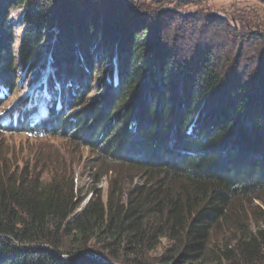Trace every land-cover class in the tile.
Returning a JSON list of instances; mask_svg holds the SVG:
<instances>
[{
    "label": "trees",
    "instance_id": "16d2710c",
    "mask_svg": "<svg viewBox=\"0 0 264 264\" xmlns=\"http://www.w3.org/2000/svg\"><path fill=\"white\" fill-rule=\"evenodd\" d=\"M25 3L21 0L19 5ZM9 4L10 0H0V109L8 93L15 91L18 79L12 49L14 33L7 25ZM56 8L48 10L50 15ZM37 9L39 6L27 15L29 26L19 47L22 60L38 56L45 22L57 20ZM72 14L68 11V16H61V37L67 42L56 44L54 55L50 54L52 69L43 75L39 74L43 69L34 65L35 72L31 71V76L41 78L38 83L47 76L43 84L49 108L36 114L34 120L50 133L39 131L42 136H58L70 130L76 139L86 141L85 145L94 144L97 150L148 174L149 179L123 207L99 201L69 220L72 200H67L59 187L50 185L42 196L34 187H40L38 181L28 180L29 172L20 176L12 173L9 160L0 155V264H64L55 255L64 221L65 234L78 245L67 264L80 257L92 262L86 254L90 250L87 244L96 237L107 241L103 248L124 264H134L136 260L130 255L137 257L144 247L153 249L162 237L170 241L163 260L171 258L169 264L255 261L258 249L264 247V230L257 236L233 237L236 241L230 250L224 249L222 258H204L212 238L223 233L221 222L227 220L234 196L264 189V93H251L242 81L235 90L224 89L227 86H221L222 79L213 74L208 61L204 62V73L196 70L192 76L179 69L173 74L172 54L166 55L154 44L147 54L148 46L141 45L149 38L145 34L151 27L129 35V19L125 22L123 12L108 16L107 24L101 20L99 26L97 17ZM103 24L99 44L107 56L97 62H109L107 68L98 69L90 66L95 62L93 56L90 60L88 49ZM123 43L126 55L116 52ZM152 52L156 56L152 57ZM93 73L104 77L95 103L84 115L75 113L61 119L63 110L81 103ZM262 85L264 89V81ZM18 108L15 115L31 124L33 113L23 111L22 105ZM83 119L91 123H83ZM2 130L16 132L12 128ZM123 144L132 155L143 154L135 151V146L141 145L156 154L148 160L136 159ZM173 145L174 150L170 148ZM233 224L236 227L237 221ZM16 245L33 248L22 251Z\"/></svg>",
    "mask_w": 264,
    "mask_h": 264
},
{
    "label": "rangeland",
    "instance_id": "374dc122",
    "mask_svg": "<svg viewBox=\"0 0 264 264\" xmlns=\"http://www.w3.org/2000/svg\"><path fill=\"white\" fill-rule=\"evenodd\" d=\"M20 1L10 0V4L6 6L9 15L7 25L12 27L14 33L12 49L15 54L18 79L15 91L0 109L2 119L9 118V111L16 110L10 108L20 106L22 103H25L27 107L26 112L33 113L30 119L32 121L36 114L48 111L49 107L46 103L49 97L43 84L47 76L38 83L41 78L31 76V71L35 65L37 69H43L39 74L47 75L54 66L50 54L54 55L56 44L67 42L64 37H61L60 19L62 15L68 16V11H72L75 17L86 15V13L91 18L97 17L98 26L101 20L107 24L110 18L108 16L123 12L126 17L125 22L129 19L127 21L129 35L133 31L140 33L151 27L145 34L149 38L143 39L141 45L148 46L147 54L151 52L150 48L153 44L161 47L166 55L172 54L175 62L173 69L176 70L173 74H177L181 69L189 74L193 73L192 76L195 75L196 70L204 73V62L208 61L212 65L213 74L222 79L221 86H227H223L224 89L235 90L238 87L237 84H240L239 81H242L245 87H249L251 93H264L262 85L264 81V0H25V4L19 5ZM10 6L15 7L11 9ZM37 6H39L38 12L46 13L50 18L55 16L57 20L45 22L42 43L37 49L38 56L35 55L30 60H22L19 47L23 33L29 26L27 15ZM54 6H57L55 13L51 12L50 15L48 10ZM99 30V33L96 32V38L89 43L92 47L88 49V54L90 60L92 56L94 57L95 62L90 66L105 69L109 60L107 63L106 60L97 62L103 55L107 56L102 43L99 44L102 40L104 24ZM118 39L120 42V38ZM118 47L120 50L116 49L117 53L121 55L128 53L124 43ZM75 53L79 55L78 51ZM84 53L88 59L87 51ZM154 54L152 52V57L156 56ZM156 58L159 60L158 55ZM164 61L162 63L166 62ZM178 64L182 66L179 67ZM92 70L91 68L89 71ZM240 74L241 78H239ZM103 78V75L93 73L89 79L91 86L85 91L81 103H78V106L72 105L75 106L72 110L70 107L63 110L61 119H66L75 113L86 114L101 93L99 88ZM82 121L91 123L90 120ZM64 133L66 132L58 136L35 137L25 132L0 129V155L9 160L8 166L12 168V173L20 176L29 172L28 180L38 181L37 184L40 187H34L42 196L50 185L55 184V187H59L67 200L68 198L72 200L69 220L81 213L89 204L99 201L104 203L108 201L113 206L123 207L135 190L148 181L149 175L139 171L138 168L123 164L121 160L110 156L109 153L105 154L97 150L94 144L85 145L86 141L76 139L70 134V130L67 131V135ZM140 143L144 144V141L141 140ZM144 147L145 145L135 146L136 152L143 153L140 156L132 155V150L127 148L130 156L136 159L148 160L156 154ZM170 148L175 149L174 145ZM233 199L235 202L227 220L221 222L223 233L216 234L212 238L204 260L207 257L222 258L224 249L228 247L227 249L230 250L231 243L236 241L233 237L239 238L242 234L257 236L260 230H264V189L247 196H234ZM234 220L237 221L236 227L233 224ZM65 224L66 221L61 226L57 237L55 255L67 264L78 251V245L71 235L65 234ZM237 229H242L243 233ZM215 232L219 233V230ZM106 242L97 237L93 238L87 244L90 250L86 252L92 262L86 263V258L80 257L75 259L73 264H124L112 258L111 254L103 248ZM169 245L170 241L162 237L156 247L153 249L144 247L137 257L132 254L130 259L136 260L134 264H169L171 258L163 261ZM16 246L22 251L33 248L32 245ZM49 248L52 247L49 246ZM258 251L260 252L255 261L247 264H264V247ZM198 262L192 261L191 264H198ZM219 263L220 260L215 263L209 261L206 264Z\"/></svg>",
    "mask_w": 264,
    "mask_h": 264
},
{
    "label": "clouds",
    "instance_id": "9594fccd",
    "mask_svg": "<svg viewBox=\"0 0 264 264\" xmlns=\"http://www.w3.org/2000/svg\"><path fill=\"white\" fill-rule=\"evenodd\" d=\"M22 105V110L26 111L27 107L25 106V103L20 104ZM19 106H15L14 108H10V109H16ZM17 114V113H16ZM9 118H0V129H8V128H12L13 130H15L16 132H25L28 133L32 136L38 137V136H42V132L39 131V129H41L43 132H45L46 134H49L50 132L45 128V127H40L38 124H36V122L32 121V123L27 124L25 122V120H23L21 117H19L18 115H15V110H11L9 111ZM31 119V118H30Z\"/></svg>",
    "mask_w": 264,
    "mask_h": 264
}]
</instances>
